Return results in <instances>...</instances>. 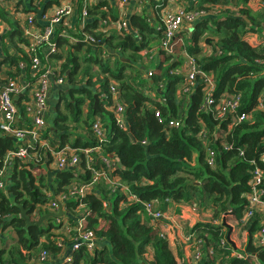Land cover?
<instances>
[{"label": "trees", "instance_id": "trees-1", "mask_svg": "<svg viewBox=\"0 0 264 264\" xmlns=\"http://www.w3.org/2000/svg\"><path fill=\"white\" fill-rule=\"evenodd\" d=\"M165 1L146 0L141 13L136 10L127 13L128 21L137 29L139 39L135 34L121 29L94 30L100 19L116 21L118 18L116 8L109 5L107 10L103 9L108 5L106 0L87 7L92 19L82 28L79 21L83 6L81 1L78 3L75 27L69 31L77 43H69L68 37L62 36L65 31L63 27L56 28L54 40L58 46L69 44V50L60 65V74L71 85L67 92L60 86L58 89L59 99H65V109L70 116L62 115L57 110L47 130L57 135L54 141L61 146L68 144L74 148H91L100 145L104 154H113L118 166L112 170V175L126 186L122 190V186L117 185L112 195H108L103 186L98 187L102 198H110L108 209L102 206V199L94 192L67 201L69 210L84 205L88 220L86 228L93 231L101 242L93 254L87 253L83 245L77 251L70 252L73 261L68 264H80L81 260L85 264H187L179 262L168 241L153 229L151 216L143 204L151 200L159 203L160 212L180 202L212 211L210 221L203 222H197L199 218L196 219L188 211L194 221L189 226L190 232L202 241L203 256L197 264H264V247H255L252 240L260 226V215L253 216L244 224L240 222L242 212L247 207L244 194L249 191L251 172L255 167L264 169V0L260 1V11H252L248 7L249 0H195L193 5L198 8L218 6L223 9H219L220 13L218 11L197 19L188 31L185 44L174 41L171 53L160 49L159 65L155 69H147L146 65H136L133 57L142 50L148 54L152 51L149 50L150 46L160 39L159 26L155 22H160L159 11ZM57 2L40 0L39 8L33 0H26L22 9L25 12L35 11L40 17ZM16 12L17 8L5 9L0 6V19L8 27L2 41L4 43L7 38L11 47L21 56L5 55L4 61L8 62V67L0 71L6 77L20 72L17 64L19 58L29 59L20 47L27 40L22 36L20 20L14 16ZM206 32L215 41L212 43L205 37V43L211 51L209 55L202 56L200 41ZM250 33L256 34L260 40L250 43L246 39ZM87 34L93 37V42L85 40ZM179 36L182 38L181 34ZM3 47L5 50L6 47ZM83 47H86V55L80 68L75 51ZM183 51L194 56L200 68L213 76L215 86L209 95L212 102L208 105L205 104L207 94L204 92V83L199 76L190 93H182L180 98L176 93L177 86L184 81V76L175 70L182 61L178 58L165 66L164 63L172 57L176 58V55H182ZM38 54L41 59L44 58L40 49ZM52 57L60 59L62 56L54 53ZM110 59L115 61L114 66L109 64ZM132 64L136 67L137 77L126 72L133 69ZM93 65L98 68L96 72ZM10 66H14L15 70L11 71ZM76 74L82 75L80 79L86 85L77 84L80 79L75 80ZM111 81L118 84L127 131L116 125L113 113L107 109L112 105ZM222 93L233 97L239 95L236 112L249 113V117L232 124L230 115L224 118L216 115L215 106ZM95 94L99 99L96 107ZM183 95L187 98L181 99ZM85 104L87 108L84 115ZM157 110L161 118L157 117ZM96 117L102 120L106 129V139L102 142L98 141L91 128V122ZM172 119H180L181 125L169 126V120ZM67 122L85 130L84 133H75L71 143H68V138L73 131L67 129ZM143 140L145 143L141 142ZM15 144L12 138L0 135V166L3 165L6 152L14 149ZM36 151L43 156L44 149L37 148ZM209 151L214 153L212 164L206 160ZM6 164L9 166V175L7 190L0 188V227L11 226L16 241L8 251L0 249V264H34L33 251L39 246L51 253L61 250L54 239L51 225H45L49 217L57 216L44 212L36 220L32 217L36 207L42 208L49 200L35 185V182L42 185L40 175L45 170L36 166V163H24L17 158L7 160ZM50 173L52 178L45 186L55 194L65 189L74 178L81 181H88L89 178L88 170L77 176L72 169ZM34 174L39 175L37 181ZM260 186L264 200V176ZM20 204L26 209L31 221L47 216L40 225L25 227V219L20 217ZM226 213H231L240 226V237L245 238L246 242L244 250L237 242L234 241L233 246L227 240L228 228L222 224ZM218 218L219 221L215 223ZM57 227H60L59 224ZM233 227L235 225H232V232ZM149 250L150 256L147 255ZM240 251L246 255L236 257L234 253ZM6 253L8 255L3 257Z\"/></svg>", "mask_w": 264, "mask_h": 264}, {"label": "built area", "instance_id": "built-area-1", "mask_svg": "<svg viewBox=\"0 0 264 264\" xmlns=\"http://www.w3.org/2000/svg\"><path fill=\"white\" fill-rule=\"evenodd\" d=\"M77 1L78 3L81 1V5L83 6L79 21V26L82 28L89 21L88 15L90 14L87 13V7L101 0ZM106 1L116 6L118 18L116 21H112L110 18L100 19L99 24L94 30L108 31L111 29H121L135 34L137 39H139L140 36L137 29L130 25L127 18V13L131 9V0ZM139 1L145 2L146 0ZM194 1L191 0V3H186L185 0H166L164 2V6L159 11L160 25L158 27L161 34V49L164 51L171 53L174 41L182 45L183 42L180 41L181 36L179 35L182 32H188L197 19L210 14V8H198L193 5ZM14 2L16 0H0V6L5 9H13L11 4ZM33 2L36 4V7L40 6V0H33ZM262 5L264 6V1ZM75 11L74 0H58L56 4L47 8L40 17L35 16L33 12L23 13L25 15L21 29L23 31L22 36L27 40V43L20 44V47L29 59H18L17 64L20 69L18 74L4 78L0 76V135L10 137L16 142L15 148L6 152L3 165L0 166V188L6 189L9 175V166L6 163L7 160L14 158L24 163H36V166L42 167L44 170H48L47 168H52L54 171L72 169L75 176L85 174L86 170L89 171L88 181L74 178L65 186V189L56 192V194L51 192L50 195H45L49 200L42 206L54 214H57L59 210L62 211L61 215L57 216V224L60 227L56 231H53V233L55 234L54 239L58 246L61 247V250L69 248V253L62 257V262L64 261L65 264L73 261L72 253L81 248L82 245L90 254H93L98 244L101 243L95 237L93 231L86 228L88 221L86 211L82 215H74V209L69 210L67 208V201L71 197L75 199L76 197L84 196L88 192H94L102 199V206L107 209L106 206H108L110 198H102L101 191L97 187L98 183L100 182V185L110 188L113 192L117 190V185H121L122 190L126 188L125 185L121 184L112 175V170L118 166L116 157L113 154H104L100 145L91 148H74L68 144L61 146L58 142H53L48 135L50 132L47 130L49 126L48 100L50 92L53 86L65 84V76L60 74V65L63 59H57V63L53 65L49 61V58L54 53L59 52V46L54 40L57 27H63L65 31L62 32V36L68 37L70 40L68 31H71L75 27L74 19H72ZM7 29L6 23L0 19V48L3 45L1 34L6 32L5 30ZM5 40L9 42L6 38L4 39V43ZM85 40L94 41L90 34L85 35ZM38 49L42 52L44 60L38 54ZM146 52V50H142L140 54L145 55ZM10 56L21 57L20 53L17 54L16 52ZM182 57L184 59L182 67H187V70L184 69V81L180 85L182 93L191 92L195 87L197 76H199L204 83V92L207 94L205 104H210L212 100L209 98V95L215 86L212 74L204 72L194 56L183 51ZM9 68L11 71L15 70L14 66H10ZM148 75H150V72H148ZM117 85V82L111 81L110 95L112 105L107 109L113 113L116 125L120 129L127 131L128 124L124 115V105L119 96ZM239 102V95L233 97L228 93H222L215 106L216 115L221 118L230 115L233 120L232 124L244 121L249 117V113L243 112L237 114ZM156 115L158 118H161L159 110L156 111ZM180 125V119L169 120V126L179 127ZM91 128L99 142L106 139V129L99 117L94 118L91 122ZM141 142L145 143L144 140ZM37 148L44 149L43 156L37 153ZM213 154V151H209L206 159L210 164L214 161ZM261 159L263 160V158ZM97 160L99 163H97ZM251 173L252 176L248 181L249 191L244 194L247 207L242 212L240 222L244 224L253 216L260 215V226L253 234L252 240L255 247L262 248L264 247V200L263 189L260 185L264 176V169L255 167ZM133 200L135 199L133 198ZM155 203L157 201L151 200L143 204L147 214L151 216L153 229L166 239L163 233L158 231L156 227V224L163 221V215L162 212L154 208ZM79 207H84V205L81 204L76 208L79 209ZM190 208L196 219L199 218L201 215L199 206L191 204ZM60 232L62 233V237L58 236ZM166 240L168 241V239ZM185 241L191 251L188 259L190 258V262L193 264H197L203 256L201 239H197L190 232L185 235ZM209 251L211 252V249ZM234 255L236 257H244L246 253L240 251L235 252ZM51 257H53V254L49 250L40 249L37 262H34V264H43L49 261Z\"/></svg>", "mask_w": 264, "mask_h": 264}, {"label": "rangeland", "instance_id": "rangeland-1", "mask_svg": "<svg viewBox=\"0 0 264 264\" xmlns=\"http://www.w3.org/2000/svg\"><path fill=\"white\" fill-rule=\"evenodd\" d=\"M74 1H75V10H76L77 9L76 8V5H77L78 1L77 0H74ZM260 1L261 0H249L248 1V7L252 11H260L261 10V9H259L260 4H261ZM22 5H23V1L22 0H16V2H14V3L11 4L12 8H17V16L18 17L23 16L22 15L23 13H27V12H25L22 9L23 8ZM109 5H111L112 7L116 8V6L114 4H111V3L108 2V5L106 7H104L103 9L107 10ZM130 7H131V9L129 10V12H131L132 10H136L139 13H141L142 10L144 9V1L143 2H140L139 0H133V1L131 0ZM222 9H223V7H221V11H222ZM217 11H218V9H216L214 11L212 10L211 13L214 14ZM28 12L35 13L34 11H28ZM88 16H89L88 17L89 20L92 19L91 15H88ZM77 17H78L77 16V11H75V14L73 15V18L72 19L75 20ZM98 24H99V22H98ZM155 24L157 26L159 24V22L156 21ZM73 30L74 29H71V31H73ZM4 34H5V32H3L1 34V36H3ZM69 35H70L69 36L70 40L68 39L69 40V43H77L78 42V41H75L76 38L70 32H69ZM181 35H182V38L180 39V41H182L185 44L186 39L188 38V32H182ZM205 37H207L206 39L212 40V43H214L215 38L212 37L211 35H209L208 32H206L203 35L202 40L200 41V44L201 45L202 44H206L205 43ZM246 39L248 41H251L253 44L256 43L257 40H260V38L257 35H255L254 33L247 34L246 35ZM5 43H3V45L0 48V62H1L0 69L1 70H6L7 67H8V62L7 61L4 62L5 55H7V54L14 55L15 54V50L11 47V45L9 44V42H6V40H5ZM3 46H5V47L7 46L5 50H4V47ZM68 46H69L68 43H64L62 46L59 47V52H57V54H59V55L62 56L60 59H63L65 57L66 52L69 50V47ZM8 48H12V49H8ZM151 49H152V51H149L148 54H146V55L140 54L138 52L136 54V56L133 57L134 62H136V65H138L140 63L141 65H146L147 69H149V68H152V69L153 68L154 69L157 68V66L159 65V62H160V56H159V50L161 49L160 39H158V41H156V43H153L150 46L149 50H151ZM92 50H93V48H92ZM75 52L77 53V56L79 58L78 60H79L80 68H82V65L84 64V57L83 56L86 55V53H85L86 52V47H83L80 51H78V52L75 51ZM3 53H5V54H3ZM97 54H98V57H99V52L98 51H97ZM102 55H103V57H105V54H102ZM150 55H152V57H153L152 59L150 58ZM202 56H203V54H202ZM175 57L176 58H173L172 57V58H170V60L166 61L164 63V66L166 64H168L169 62L174 61V59H178V58L181 59L182 64L179 65L175 70L178 73H180L181 76H183L184 73H185L184 69L187 70V67H184V66L182 67L184 59H183L182 55H176ZM49 59H51L49 61H51L52 64L54 65V64L57 63L56 61L59 58H55V57L53 58L51 56ZM113 61H114L113 59H110L109 64L110 65L113 64V66H114V62L115 61L114 62ZM132 67H133V69H129L126 72L130 73L134 77H137V74L135 75V73H136V67L133 64H132ZM97 69H98L97 66L93 65V70L95 72L97 71ZM0 76L3 77V78L6 77V75L3 74V73H1V71H0ZM81 76H82L81 74H76L75 75V80H79L81 78ZM77 84H81V85L84 84V85H86L81 79L79 81H77ZM70 85H71V83L69 82V80H67L65 78V84H61L59 86L62 87L63 89H65V92H67V88ZM176 93L178 94V97L181 95V93H182L181 86H179V85L177 86ZM186 93L188 94V93H190V91H188ZM76 95H81V94H76ZM186 98L187 97L184 96V95L181 96V99H186ZM53 102H54L52 104L53 107H56V110H59V113L60 114L70 116L68 114V111L65 109V99L64 98H62V99L61 98L60 99L58 98V100H57L56 97H53ZM182 102H185V100H183ZM183 106L185 107V105H183ZM86 108H87V104L84 105V111H83V113H86ZM48 113H49V111H48ZM53 113L56 114L58 112H51V116L48 115L49 122H50V120L54 116V115H52ZM66 125H67V129L69 131H73L69 135V138H68L69 139V142L68 143H71L73 141V137H74V134L75 133H77V134L78 133H84V131H85L83 128H75V126H74V124L72 122H67ZM48 135H49V138L54 142V132L53 131H50ZM47 169L48 170H45V173L43 175H40V178L42 177V180H43L42 181V185H40L39 182H35L36 187H39L38 188L39 192H41V194H43V195H50L51 192H52L50 189H47L46 188L45 184L46 183L48 184V179L50 178V174H51L50 171H54V170H52V168L51 169L47 168ZM34 177H35V179L37 181L38 178H39V175L37 176V175L34 174ZM101 186H103V185H101ZM97 187H100V182L98 183ZM104 189L106 190V192H108L107 193L108 195H112L115 192V191L113 192L108 187L107 188L104 187ZM6 190H7V188H6ZM5 192H7V191H5ZM103 193H105V192H103ZM26 196H27V194L24 193V197H26ZM114 196L115 195H113L111 197L112 200H113ZM9 199H11V198L9 197ZM71 199H74V197H71ZM180 204L186 205L188 211L191 212L190 205H188V204H186L184 202H180ZM109 206H110V202H109L108 206H106V208L108 209ZM158 207H159V203L157 202V203L154 204V208L157 209V210H159ZM77 208L73 210V214L74 215H82L83 214V211L85 210L84 207H79V209H77ZM199 208L202 211H201V215L199 216V220H196V221L197 222L210 221L212 211L209 210L208 208L203 209L200 206H199ZM188 211H187V213H189ZM44 212L45 213H52L47 208H43V207L42 208H39V207H36L35 211L32 214V217L35 218V220H36L37 216L40 213H44ZM176 212L177 211L175 210L174 205H173V207L170 206V208L168 210L162 212L163 221H160V223L156 224V227H157V230L158 231H161V233H163V235L165 236V238L168 239V242L169 243L171 242V243H174L176 245V243L179 242L180 244L179 243H177V244L180 247H183L182 250L179 249V251H178L180 253V255L182 256V257H179V258H181V259H179L181 261V263L184 262V263H188V264H193L192 262H190V258L188 259L191 251L189 250V246H186L188 244H185L186 243V241H185V235L188 234V233H190V228H189V226L185 222H182V221L176 219V217H172V215H175ZM224 215L226 216V222L227 223H229L231 226L232 225H235V228H234V231H235L234 232V236H231V239L233 241L237 242V244L239 245V247L243 249L246 242H245V238L240 237V235H241V234H239V231H241V230H239L240 229V226L237 225V223L235 222V219L232 217L231 213L230 214L229 213H226ZM56 216H60V215H56ZM56 221H57V218L56 217L55 218L54 217H49L45 221V225H49L50 224L51 227H52V230L53 231H56L58 229L57 222ZM218 221H219V218L215 221V223L218 222ZM236 233H238V234L236 235ZM58 236H61L62 237V233L60 232L58 234ZM15 241H16V234L14 233V229L11 226L0 227V249H3V250L8 251L12 246L15 245ZM181 244H182V246H181ZM40 249H43V248L41 246H39L35 251H33V253L35 254V256H33L34 258L32 259L33 262H37V257H38V253H39ZM85 250H86L87 253L90 254V252L87 249H85ZM147 253H148L147 255H149V256L151 255V251L150 250ZM52 254H53V257H51L49 261H47V262H45L43 264H58V263H61V261L59 260L58 253L57 252H52ZM7 255L8 254L6 253V254H4L3 257H5ZM39 264H42V263H39ZM83 264H85V261L84 260H83Z\"/></svg>", "mask_w": 264, "mask_h": 264}, {"label": "crops", "instance_id": "crops-1", "mask_svg": "<svg viewBox=\"0 0 264 264\" xmlns=\"http://www.w3.org/2000/svg\"><path fill=\"white\" fill-rule=\"evenodd\" d=\"M23 1V4H25V2H26V0H22ZM185 2L187 3V2H190L191 3V0H185ZM112 4V3H111ZM39 6V5H38ZM40 7V6H39ZM216 9H218V11H219V9H221L220 7H218V6H214V7H211L210 9H209V11L211 10V12H212V10L214 11V10H216ZM151 10L149 9V12H150ZM217 11V12H218ZM221 11V10H220ZM220 11H219V13H220ZM210 12V14H212ZM217 12H215V13H217ZM214 13V12H213ZM214 13V14H215ZM35 14V16L37 15V13L35 12L34 13ZM23 16H20V17H18L17 16V12L16 13H14V16L16 17V18H19V20H20V25L22 26V24H23V18H24V15L25 14H22ZM159 26V24L157 25V27ZM256 35V34H255ZM250 43H252L251 41H250ZM201 45V44H200ZM202 46V49H203V55H205V56H207V55H209L210 54V51H211V49H210V47L209 46H207L206 44H202L201 45ZM8 49H12V48H8ZM4 60H5V57H4ZM49 60H51V59H49ZM4 62H6V61H4ZM5 67V66H4ZM59 88V86H53L52 87V89H51V93H50V96H49V100H48V105H49V115L51 116V112H56L57 110H56V107H53V97H56L57 98V100H58V98H59V90L60 89H58ZM55 113H53L52 115H54ZM48 119H49V117H48ZM54 139L55 140H57V135L54 133ZM51 174H50V178L48 179V181H50L51 180ZM8 197H10L11 198V196H8ZM173 207V206H172ZM174 207H175V210L176 209H179V211L178 212H176L175 213V215H172V217H176V219H178V220H180V221H182V222H185L188 226H190V225H192L193 224V218L191 217V214H189V213H187V211H188V209H187V206L186 205H184V204H180V203H178V204H174ZM169 209V208H168ZM170 214V213H169ZM190 228V227H189ZM234 228L235 227H233V230H234ZM234 232L235 231H233L232 232V234H231V236H234ZM236 235H237V233H236ZM169 243V242H168ZM177 243H179V242H177ZM176 243V245L174 244V243H169V247L171 248V250H172V252L174 253V255L178 258V260L179 259H181V258H179V257H182L181 255H180V253L178 252L179 251V249L180 250H182V248L183 247H180L178 244ZM180 244V243H179ZM186 244V243H185ZM181 246H182V244H181ZM187 246V245H186ZM69 253V248H65L64 250H61V252H59V260L60 261H62V257L63 256H65L66 254H68ZM179 262H181L180 260H179ZM83 262H80V264H82Z\"/></svg>", "mask_w": 264, "mask_h": 264}, {"label": "water", "instance_id": "water-1", "mask_svg": "<svg viewBox=\"0 0 264 264\" xmlns=\"http://www.w3.org/2000/svg\"><path fill=\"white\" fill-rule=\"evenodd\" d=\"M98 100L99 99H98L97 95L95 94L94 95V106L95 107L98 104ZM19 207L21 209L20 217H23L25 219V222H26V226L25 227H27L30 224L40 225L43 222V220L46 218V216H47V215L42 216L38 221H31L29 219V216L27 215L26 209L23 208L21 204L19 205ZM61 212L62 211L59 210V212L56 215H61ZM222 224L228 228L227 235H226L227 240L229 241L230 244H232L233 246H235V242L231 239L232 226L229 223L226 222L225 216L222 218Z\"/></svg>", "mask_w": 264, "mask_h": 264}]
</instances>
